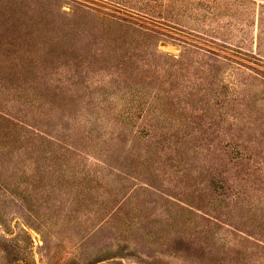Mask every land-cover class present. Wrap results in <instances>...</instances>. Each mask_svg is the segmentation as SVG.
Listing matches in <instances>:
<instances>
[{
	"label": "rangeland",
	"instance_id": "obj_1",
	"mask_svg": "<svg viewBox=\"0 0 264 264\" xmlns=\"http://www.w3.org/2000/svg\"><path fill=\"white\" fill-rule=\"evenodd\" d=\"M264 0H0V264H264Z\"/></svg>",
	"mask_w": 264,
	"mask_h": 264
},
{
	"label": "trees",
	"instance_id": "obj_2",
	"mask_svg": "<svg viewBox=\"0 0 264 264\" xmlns=\"http://www.w3.org/2000/svg\"><path fill=\"white\" fill-rule=\"evenodd\" d=\"M261 17H260V24L262 27V35L264 34V6H262V11H261Z\"/></svg>",
	"mask_w": 264,
	"mask_h": 264
}]
</instances>
